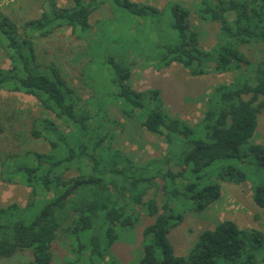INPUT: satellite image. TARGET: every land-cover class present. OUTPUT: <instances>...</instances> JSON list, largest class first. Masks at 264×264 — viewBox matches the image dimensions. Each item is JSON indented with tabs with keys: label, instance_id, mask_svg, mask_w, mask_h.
I'll return each mask as SVG.
<instances>
[{
	"label": "trees",
	"instance_id": "1",
	"mask_svg": "<svg viewBox=\"0 0 264 264\" xmlns=\"http://www.w3.org/2000/svg\"><path fill=\"white\" fill-rule=\"evenodd\" d=\"M105 5L130 20L123 34L128 42L141 41L145 34L156 37L153 29L163 12L131 0H71L65 7L53 1L22 32L0 12V48L10 62L8 69L0 68V92L31 96L51 116L35 119L30 130L33 139L48 145L47 153L27 150L0 160L2 181L19 182L30 189L26 208L0 207V259L28 252V264H51L54 244L66 240L74 258L67 264H115L110 249L118 239V228H132L148 216L153 221L142 229L139 264H259L264 233L243 230L232 220L200 232L187 255L176 256L168 234L184 216L170 206L168 197H179L176 184L187 168L199 175L219 162L236 161L251 170L252 201L264 209V144L248 146L251 161L245 162L240 155L264 110V0H200L195 6L197 18L219 25L220 40L211 51L200 47L190 11L179 2L168 7L167 36H159L158 44L151 38L156 49L162 50L161 68L178 64L193 78L210 72L237 74L232 83L218 84L207 94L203 117L196 126L170 115L158 90L133 91L127 84L130 67L113 57L98 58L102 76L98 78L108 84L99 82L95 94L108 97L125 118L139 120L147 133L163 137L173 158L169 165L177 167V172L154 163L152 169L151 162L135 168L119 151H110L115 135L109 125L117 122L107 117L103 104L94 115L89 114L77 104L75 91L61 71L37 60L32 41L36 34L48 37L71 29L72 34L85 35L91 27L90 16ZM148 22L151 31L140 30ZM166 37L170 44L162 41ZM114 43L118 45L119 36ZM244 47L253 48L261 60H249ZM130 50L141 56L132 43ZM92 61L89 58L94 68ZM248 70L255 74L254 81L240 83V74ZM72 169L77 173L72 174ZM246 173L229 165L218 179L240 183L247 180ZM184 187L182 198L189 202V211L197 214L216 203L221 194L218 182ZM151 190L156 193L148 199ZM106 256L109 260L104 262Z\"/></svg>",
	"mask_w": 264,
	"mask_h": 264
},
{
	"label": "rangeland",
	"instance_id": "2",
	"mask_svg": "<svg viewBox=\"0 0 264 264\" xmlns=\"http://www.w3.org/2000/svg\"><path fill=\"white\" fill-rule=\"evenodd\" d=\"M56 3L57 7H65L71 4V0H0V12L13 21L22 32L25 24L30 20L39 19L49 5ZM141 4L153 6L163 12L154 32L156 37L151 36L158 44L160 37L166 35L169 30L170 18L167 10L170 3L179 2L190 11V23L198 34L199 45L205 51H211L219 42V25L211 22H201L196 15L195 6L200 0H131ZM108 6H103L94 12L90 18V28L83 34L71 33V29H62L48 37L32 38L36 47L37 60L43 65H54L63 77L74 89L77 104L86 109L89 114L94 115L96 108L103 104L107 117L117 124L109 125L114 140L109 145L110 151H119L120 154L129 159L135 168H144L152 163V169L169 165L173 158L168 152V146L163 137L147 133L136 119H127L121 115L118 108L112 104L110 99L98 97L95 93L98 83L103 82L100 75V64L98 58L113 57L124 66L131 69L130 81L127 83L135 92H145L156 89L160 93L164 107L170 115L187 122L190 126H196L203 117L204 103L207 94L218 84H230L235 80L236 73L217 74L210 72L206 76L193 78L188 70L178 64H172L168 68H161L159 57L162 50H157V44L146 34L141 41H127V35H123L130 20L121 16V13L111 12ZM115 23L116 25H113ZM140 30H149V22ZM147 28V29H146ZM116 32V34H115ZM119 36L118 45L114 39ZM169 43L168 38L162 40ZM127 42V45L124 43ZM131 43L139 48V56L130 50ZM170 44V43H169ZM242 48V52L251 61H259L262 56L253 52V48ZM261 49V47H260ZM255 51H257L255 49ZM93 59V66L89 62ZM97 63V64H95ZM10 62L0 48V68L8 69ZM251 72L255 71L253 67ZM240 74V83H252L255 74ZM100 86V85H99ZM114 90L111 88L110 93ZM51 118L50 114L42 109L39 103L31 96L21 93L0 92V160L5 155H21L27 150L40 153L49 151L48 145L41 139H33L30 135L32 122L35 119ZM199 128V127H198ZM264 144V110L257 117V126L252 138L247 145L240 150L242 160L251 161L247 157L249 145ZM169 161L168 163H166ZM153 163L155 165H153ZM163 163V164H162ZM235 166L247 172V180L242 182H230L219 180V173L223 167ZM169 165L168 167H170ZM172 167V166H171ZM174 172L179 171L172 167ZM250 169L240 162H219L209 168L205 173L192 174L187 168L176 184L179 197H168L169 204L175 210L180 211L183 222L171 229L168 241L176 256H185L197 241L198 234L204 230H212L219 222L232 220L243 230H259L264 233V209L256 207L252 201V188L254 180ZM72 174L76 170L72 169ZM250 178V179H249ZM212 182H218L221 186L219 200L211 205L203 213L197 214L189 211V202L182 195L187 184L196 183L204 187ZM161 185V183H160ZM160 191V190H159ZM156 191L148 192V199L155 196ZM30 189L15 182L5 183L0 178V207L16 204L24 209L29 202ZM158 194V193H157ZM159 195V194H158ZM146 199V197H145ZM157 199V198H156ZM160 198H158L159 200ZM153 221L148 216H142L132 228H118V239L112 245L110 253L115 264H139L141 258L142 229ZM53 260L51 264H67L74 262L69 252L66 240H60L54 244ZM30 255L28 252L19 253L11 258L0 259V264H28ZM109 257H104V262ZM259 264H264V252L259 257Z\"/></svg>",
	"mask_w": 264,
	"mask_h": 264
}]
</instances>
